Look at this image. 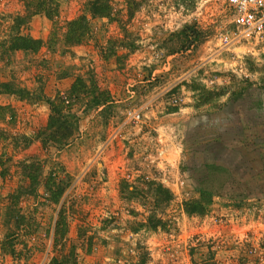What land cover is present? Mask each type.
<instances>
[{
	"label": "rangeland",
	"instance_id": "1",
	"mask_svg": "<svg viewBox=\"0 0 264 264\" xmlns=\"http://www.w3.org/2000/svg\"><path fill=\"white\" fill-rule=\"evenodd\" d=\"M56 1V17L14 28L22 2L0 0V105L12 112L0 119V264H264V37L237 39L223 0H110L108 18ZM79 15L88 36L70 44L65 23ZM16 34L39 47L7 48ZM76 76L112 106L74 107V137L44 152L41 98L66 96ZM28 161L65 176L57 205H40V177L5 208ZM156 184L168 202H153ZM205 191L201 213L186 212Z\"/></svg>",
	"mask_w": 264,
	"mask_h": 264
},
{
	"label": "trees",
	"instance_id": "2",
	"mask_svg": "<svg viewBox=\"0 0 264 264\" xmlns=\"http://www.w3.org/2000/svg\"><path fill=\"white\" fill-rule=\"evenodd\" d=\"M22 13H16L13 18V27H18L19 24L24 23L27 18L33 14H43L48 18L56 17L58 13V3L56 0H21ZM110 0H87L85 2L84 10L90 17H109L110 14ZM85 14V13H84ZM84 15H79L74 19L68 20L65 23L64 39L70 44H79L86 40L88 36ZM195 40V39H193ZM8 46L12 50H36L40 41L38 39L30 38L26 35L16 34L12 38L6 41ZM131 45V44H130ZM182 49L186 47L182 46ZM85 79L80 76H76L70 85L67 95L61 97L58 92H55L52 96H43L41 98L48 106V116L45 125L36 130L34 137L40 141L44 152L47 151L49 145H53L57 148H62L67 145L74 137L77 130L78 116L74 113V107H80L81 111L87 112L92 109H98L100 113H104L111 106V96L105 89H101L93 82V92L84 90L86 87ZM4 92H11L18 94L19 96L26 93L24 89L14 88L8 89L6 85L1 87ZM42 96V95H40ZM8 114L12 116V112L6 105H0V119ZM30 138L23 136V144H27ZM22 163V164H21ZM21 183L10 192L7 196L10 201L6 204L5 208H20L19 201L26 199V197L34 196L37 194L36 186L39 183V178L42 177V191L45 197L40 203L41 206L47 207V205H57L60 195L65 188V176H59V173L54 169H49L46 175H42L38 163L33 161L21 162ZM67 177V176H66ZM159 191H155L152 196L155 203H166L171 199L169 192L162 188L160 184H156ZM156 189V188H155ZM134 191V186H131L127 190V196L129 197L131 192ZM41 194V195H43ZM208 192L199 193L198 198L186 199L182 205L188 213H201L204 208V204L210 202L208 198ZM16 218H22L16 213ZM12 217V216H11ZM160 221V220H159ZM156 220V223H159ZM64 232V231H63ZM63 232H58L60 236ZM9 236V233L6 234ZM72 256V255H71ZM70 258V257H69ZM71 262V263H70ZM50 264H74V260L69 261L65 254L60 257L51 259Z\"/></svg>",
	"mask_w": 264,
	"mask_h": 264
},
{
	"label": "built area",
	"instance_id": "3",
	"mask_svg": "<svg viewBox=\"0 0 264 264\" xmlns=\"http://www.w3.org/2000/svg\"><path fill=\"white\" fill-rule=\"evenodd\" d=\"M223 1L231 13L235 37L245 41H261L264 37V0ZM128 113L132 118L138 116L134 112Z\"/></svg>",
	"mask_w": 264,
	"mask_h": 264
},
{
	"label": "bare ground",
	"instance_id": "4",
	"mask_svg": "<svg viewBox=\"0 0 264 264\" xmlns=\"http://www.w3.org/2000/svg\"><path fill=\"white\" fill-rule=\"evenodd\" d=\"M251 41H253V40H251ZM251 41H247V42H251Z\"/></svg>",
	"mask_w": 264,
	"mask_h": 264
}]
</instances>
